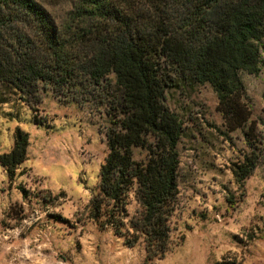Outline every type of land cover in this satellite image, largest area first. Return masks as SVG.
<instances>
[{"label": "rangeland", "instance_id": "rangeland-1", "mask_svg": "<svg viewBox=\"0 0 264 264\" xmlns=\"http://www.w3.org/2000/svg\"><path fill=\"white\" fill-rule=\"evenodd\" d=\"M35 1L60 23L82 0ZM258 45L260 71L240 72L250 119L235 129L210 83L164 67L167 104L183 134L170 243L153 258L132 229L139 213L134 190L117 224L92 212L109 153L115 74L95 88L42 82L34 105L0 85V155L13 149L18 128L29 134L14 179L0 163V264H264V38ZM253 155L256 168L238 181L233 169Z\"/></svg>", "mask_w": 264, "mask_h": 264}, {"label": "trees", "instance_id": "trees-1", "mask_svg": "<svg viewBox=\"0 0 264 264\" xmlns=\"http://www.w3.org/2000/svg\"><path fill=\"white\" fill-rule=\"evenodd\" d=\"M263 38L264 0H82L60 23L35 0H0V85L34 105L42 82L60 90L95 88L115 74L109 153L92 212L96 220L117 224L134 190L139 213L132 229L153 258L170 243L183 134L179 115L167 104L164 67L210 83L226 121L239 128L250 119L240 72L260 71ZM28 146L29 134L18 128L13 149L0 155L10 179ZM257 163L253 155L236 164L237 180L243 182Z\"/></svg>", "mask_w": 264, "mask_h": 264}]
</instances>
